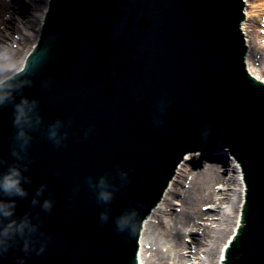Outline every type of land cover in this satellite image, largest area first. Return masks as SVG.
I'll use <instances>...</instances> for the list:
<instances>
[{
	"label": "water",
	"instance_id": "1",
	"mask_svg": "<svg viewBox=\"0 0 264 264\" xmlns=\"http://www.w3.org/2000/svg\"><path fill=\"white\" fill-rule=\"evenodd\" d=\"M243 7L244 0L50 1L24 69L0 84L10 95L0 106V174L17 167L28 193H0L15 203L14 214L0 218V264H138L141 224L182 157L211 162L206 153L220 150L227 164L240 163L247 187L223 264H264V85L247 54L243 64ZM24 99L35 102L41 122L20 129L13 105ZM20 130L30 137L26 151L14 139ZM102 178L107 203L97 200ZM10 222L17 227L5 232Z\"/></svg>",
	"mask_w": 264,
	"mask_h": 264
},
{
	"label": "bare ground",
	"instance_id": "2",
	"mask_svg": "<svg viewBox=\"0 0 264 264\" xmlns=\"http://www.w3.org/2000/svg\"><path fill=\"white\" fill-rule=\"evenodd\" d=\"M1 1L0 14L4 16L7 6ZM40 2V13L35 8V14H39L36 21L28 17L23 20L24 27L34 32L33 38L28 39L22 35L18 39H12L11 48L2 49L0 46V71L1 68L8 67V64L12 66L11 72L21 67L25 56L18 47H27L34 39L47 8V0ZM251 5V2L244 0L245 42L248 48L250 45L254 46L252 52L248 49L247 58L248 65L261 79L264 72L263 68L255 65L256 60H253V51L257 49V45L254 29H251V24L259 25L261 19L252 15ZM3 16H0V30L2 26L4 29L8 27L4 25ZM18 57L20 60L16 62ZM261 64H264L263 58ZM193 160L195 159L182 157L167 182L169 188L165 196L144 221L138 237V264H219L225 247L239 227L245 186L241 175L236 174V168L227 165L230 174L227 177L221 176L219 169L210 162L205 163L201 170L193 172L189 168ZM193 232H199L206 242L207 247L202 254L197 249ZM145 245H149L148 250ZM198 247L202 248V245Z\"/></svg>",
	"mask_w": 264,
	"mask_h": 264
},
{
	"label": "clouds",
	"instance_id": "3",
	"mask_svg": "<svg viewBox=\"0 0 264 264\" xmlns=\"http://www.w3.org/2000/svg\"><path fill=\"white\" fill-rule=\"evenodd\" d=\"M10 99V95L7 93L0 94V106H3L5 101ZM35 108V102L32 103V105H29V102L24 99L21 100L20 103L13 105V115L14 120L13 123L17 128L23 129L24 127H32V122L35 120V123L38 125L41 122V117L38 113L34 112ZM161 112L164 111V105L161 104L160 106ZM59 122H57V125L53 126V129H55L58 126ZM155 126L159 129L161 127V122L158 119H154ZM210 134V127L205 126V129L202 131V138L205 142H207L208 136ZM57 132L55 130L50 131L49 139L53 140V143L57 146H61V141L56 139ZM67 137V133H65L64 138ZM87 137V133L85 134V138ZM16 142L19 144L20 148L22 150H27L28 140L30 137L26 136L25 131L20 130L17 135L14 137ZM66 147V145H64ZM12 155L14 157H17L20 159L18 152L15 150V148L12 151ZM5 162L3 160H0V165H3ZM27 171V169H24ZM122 176H127V173H122ZM26 178L22 176L21 171L15 167V166H9L7 171H4L2 174H0V193L4 194L5 196L11 198V197H26L28 193L24 190V188L21 187L22 180H25ZM31 182L30 180L28 181ZM89 185L91 186V179L89 178ZM46 185H42L40 189L37 190L36 195L40 196L42 195L44 188ZM98 188L101 190L99 191L97 195V200L102 202H109L111 200V194L107 191H104L106 188L105 180L102 178L99 181V184L97 185ZM33 205L37 203V201L34 199L32 201ZM52 201L45 200L42 207L45 211H50L52 208ZM14 208L15 203L12 201L5 202L3 200H0V218L2 219H8L14 214ZM108 219L106 214H101L100 220L102 223L106 222ZM125 221L123 219L118 220V230H123ZM17 227L13 223H9V225L5 228V232H8L9 229ZM21 228L23 226H20ZM135 232V228L133 229L132 234ZM25 251H27V246H25ZM42 251V249H41ZM39 254V252L37 253Z\"/></svg>",
	"mask_w": 264,
	"mask_h": 264
},
{
	"label": "rangeland",
	"instance_id": "4",
	"mask_svg": "<svg viewBox=\"0 0 264 264\" xmlns=\"http://www.w3.org/2000/svg\"><path fill=\"white\" fill-rule=\"evenodd\" d=\"M13 1H15L14 2V5L16 6V9H18L20 12L21 11L23 12L24 10H27L28 8L30 9L29 14L27 15V17L28 16L31 17L32 14L35 13L33 11V9L35 8V6H33V1L32 0H12V3H13ZM248 1L252 3V5H251L252 6V10L251 11H253L252 12V15H256L259 18H261L262 13H263L262 7L264 5V0H248ZM29 5H31L32 7L30 8ZM37 7H40V5H37ZM245 8H247V7H245ZM248 11H250V10H248ZM24 16H26V15H24ZM18 20L19 21L22 20V19L19 18V15L18 14H15L14 15V13H9V17H5L4 23L10 24L11 27H15V28L17 27L18 29H21V26L19 25ZM262 25H263L262 22H260L259 25H255L253 23L251 24V27H252L251 29H254V35L256 36L257 49L254 50V53H253V55L256 54V57H258L257 58L258 61L256 62V65L258 63H261V58L264 56L263 55V52H264L263 51V48H264L263 47L264 46V44H263V42H264V33H263V31H264V28L262 27ZM260 27L263 28V29H261ZM21 31L23 33L24 32L27 33V30H24L23 29ZM28 32H29L28 33V37L29 38H32L33 37L32 33H30V31H28ZM10 33H12V34H15V33L18 34V30L17 29H11L10 28L7 31L6 30L5 31H1L0 46L2 47V49H7V48L10 47V44H9L10 41L7 39V37H9V34ZM19 51L21 52V54H25V53L28 52L27 47H25V48H23V49H21ZM1 60H2V56L0 55V61ZM19 60H20V58L18 57L16 59V62L19 61ZM7 66L8 67H6V68H1L2 71H0V76L6 75V74H8V73L11 72L12 66H9V64ZM262 66H263V69L261 68ZM259 67L262 69V71H264V64L263 65H260ZM263 77H264V74H263ZM204 162L207 163L206 161H204ZM204 162H202L200 160H197V161L193 160V162L189 166V168L193 172L199 171V170L202 169L203 165H205ZM210 163L212 165L216 166L219 169V174L221 176L227 177L228 174H230V168L227 165H224V164L222 165V164L212 163V162H210ZM199 185H200V183H199ZM194 237H198V235L195 233ZM197 241H199V240H197ZM195 242H196V239H195Z\"/></svg>",
	"mask_w": 264,
	"mask_h": 264
}]
</instances>
